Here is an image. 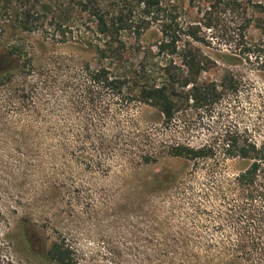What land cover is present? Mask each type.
<instances>
[{
    "label": "rangeland",
    "instance_id": "1",
    "mask_svg": "<svg viewBox=\"0 0 264 264\" xmlns=\"http://www.w3.org/2000/svg\"><path fill=\"white\" fill-rule=\"evenodd\" d=\"M168 1L178 5L183 21L198 27L202 50L219 59L211 77L230 69L244 87L235 102L225 101L212 116L189 110L167 129L156 108L132 104L124 113L130 122L127 130L145 131L152 141L167 137L194 146L213 141L228 127L250 129L264 140L259 97L264 93V71L253 54H241L239 36L244 33L248 42L259 39L256 22L264 11L258 4L264 5V0ZM2 36L4 43H25L33 73L48 77L46 86L25 97L18 90L25 74L0 83V239L6 244L2 264H58L48 257L56 241L71 248L75 264H215L206 259L202 245L233 241L236 224L226 213L230 200L203 190L215 183L203 166L174 157L143 166L132 158L142 146L125 156L110 122L102 127L107 148L85 142L75 112L78 98L71 97L61 81L65 66L88 54L75 45L54 43L41 32L5 25ZM223 54L232 57L230 64L221 61ZM248 165V160L228 159L222 173L233 177ZM169 170L175 174L171 185L150 183ZM196 206L203 213H196ZM186 243L198 247L183 249Z\"/></svg>",
    "mask_w": 264,
    "mask_h": 264
},
{
    "label": "trees",
    "instance_id": "2",
    "mask_svg": "<svg viewBox=\"0 0 264 264\" xmlns=\"http://www.w3.org/2000/svg\"><path fill=\"white\" fill-rule=\"evenodd\" d=\"M214 1L220 4L224 0ZM258 7L264 11V5ZM5 25L27 33L41 32L54 43L75 45L88 54L84 60L72 59L61 81L70 96L78 98L75 112L85 142L107 148L108 135L102 127L110 122L125 156L126 151L142 146L132 158L143 166L163 157L203 166L207 178L215 181L203 190L231 201L226 213L236 224L233 241L202 245L209 262L264 264V140L257 139L250 129L228 127L213 141L194 146L167 137L152 141L145 131L127 130L130 122L124 120V113L132 104L156 108L167 129L179 114L189 110L212 116L225 101L235 102L244 87L243 79L230 69L211 77L219 59L198 45L202 41L198 27L182 20L178 5L168 0H0V28ZM256 26L260 31L256 41H245L246 36L240 33L241 54H253L264 71V18L259 17ZM4 41L5 37H0V83H12L18 73L25 74L18 88L24 97L46 86L48 77L33 73V57L25 43ZM220 58L230 64L232 57L223 54ZM259 97L264 106L262 91ZM237 158L248 160L249 165L233 177L225 176V162ZM174 180L175 174L169 170L150 183L166 187ZM195 211L203 213L197 206ZM5 246L1 238L0 264L5 262ZM193 246L198 247L186 243L183 249ZM48 257L58 264H75L64 241L54 242ZM158 264L176 262L162 260Z\"/></svg>",
    "mask_w": 264,
    "mask_h": 264
}]
</instances>
